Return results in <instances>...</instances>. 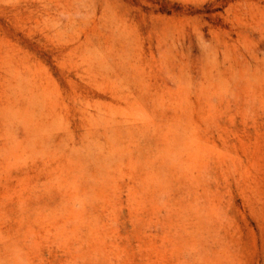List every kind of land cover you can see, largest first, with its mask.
Segmentation results:
<instances>
[{
	"label": "rangeland",
	"instance_id": "obj_1",
	"mask_svg": "<svg viewBox=\"0 0 264 264\" xmlns=\"http://www.w3.org/2000/svg\"><path fill=\"white\" fill-rule=\"evenodd\" d=\"M0 264H264V0H0Z\"/></svg>",
	"mask_w": 264,
	"mask_h": 264
}]
</instances>
